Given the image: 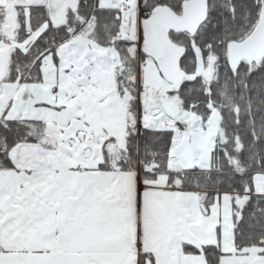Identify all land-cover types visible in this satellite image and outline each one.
<instances>
[{
  "label": "snow or ice",
  "instance_id": "obj_1",
  "mask_svg": "<svg viewBox=\"0 0 264 264\" xmlns=\"http://www.w3.org/2000/svg\"><path fill=\"white\" fill-rule=\"evenodd\" d=\"M0 264H264V0H0Z\"/></svg>",
  "mask_w": 264,
  "mask_h": 264
}]
</instances>
